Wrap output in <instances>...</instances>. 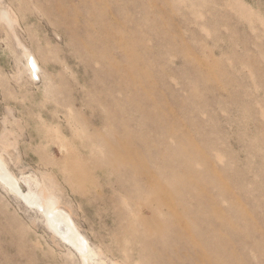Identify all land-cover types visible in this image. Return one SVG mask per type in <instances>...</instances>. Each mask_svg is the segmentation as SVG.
Returning <instances> with one entry per match:
<instances>
[{"label": "rangeland", "instance_id": "obj_1", "mask_svg": "<svg viewBox=\"0 0 264 264\" xmlns=\"http://www.w3.org/2000/svg\"><path fill=\"white\" fill-rule=\"evenodd\" d=\"M0 154V264H86L45 188L88 264H264V0H0Z\"/></svg>", "mask_w": 264, "mask_h": 264}, {"label": "bare ground", "instance_id": "obj_2", "mask_svg": "<svg viewBox=\"0 0 264 264\" xmlns=\"http://www.w3.org/2000/svg\"><path fill=\"white\" fill-rule=\"evenodd\" d=\"M32 64L34 65L37 73L39 68L37 61L35 60ZM0 179L3 180L10 187L15 188V190L22 193L18 186V181L9 172L6 162L1 154ZM37 193H39V190L37 191ZM24 197L30 203L37 206H41L43 208L44 214L46 215L50 227L53 229V231H55L59 236H61V238L67 244L74 247L82 255L86 264H88L91 257L93 256V250L89 242L83 236V234L79 233L78 227L71 215L61 210V207H59L60 201L58 202L51 189L45 188L40 195L30 193L28 195H24Z\"/></svg>", "mask_w": 264, "mask_h": 264}, {"label": "built area", "instance_id": "obj_3", "mask_svg": "<svg viewBox=\"0 0 264 264\" xmlns=\"http://www.w3.org/2000/svg\"><path fill=\"white\" fill-rule=\"evenodd\" d=\"M30 67H31V69H32V71H33L32 76H33L34 81H35V82H38V81L40 80V78H39V75L36 73L35 67H34V65L32 64V62H30Z\"/></svg>", "mask_w": 264, "mask_h": 264}]
</instances>
